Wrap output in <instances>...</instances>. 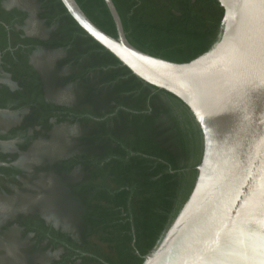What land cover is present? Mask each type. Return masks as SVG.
<instances>
[{
	"label": "trees",
	"instance_id": "obj_1",
	"mask_svg": "<svg viewBox=\"0 0 264 264\" xmlns=\"http://www.w3.org/2000/svg\"><path fill=\"white\" fill-rule=\"evenodd\" d=\"M17 1L0 0V264L15 242L26 264H141L193 186L199 128L60 0ZM112 1L128 41L164 59L190 61L220 33L217 0ZM76 2L116 37L103 0ZM38 148L49 157L17 164Z\"/></svg>",
	"mask_w": 264,
	"mask_h": 264
},
{
	"label": "water",
	"instance_id": "obj_2",
	"mask_svg": "<svg viewBox=\"0 0 264 264\" xmlns=\"http://www.w3.org/2000/svg\"><path fill=\"white\" fill-rule=\"evenodd\" d=\"M60 1L135 76L179 98L200 131L193 186L141 264H264V0H217L218 39L187 62L133 46L112 0L116 37Z\"/></svg>",
	"mask_w": 264,
	"mask_h": 264
},
{
	"label": "rangeland",
	"instance_id": "obj_3",
	"mask_svg": "<svg viewBox=\"0 0 264 264\" xmlns=\"http://www.w3.org/2000/svg\"><path fill=\"white\" fill-rule=\"evenodd\" d=\"M6 4L8 6H12V5H15V4H18V1L17 0H6ZM25 31L27 33H35L36 32V25H35V22H34V19L33 17L31 16V18L28 20L26 26L24 27ZM5 149H9L10 146L9 145H4ZM42 148V147H40ZM35 149L33 153H30V154H26V155H23L20 157V159L18 160V165H25V164H28V163H31V162H38L40 161L42 158L44 157H49V153L50 151L47 153L48 149ZM47 150V151H46ZM44 151V152H43ZM33 205V204H32ZM48 205H42L43 207V210L46 212L47 211V207ZM10 209V207L6 204V203H2L0 204V216H3V217H6L8 216V214L10 212H8V210ZM49 218L48 219H51L52 216L51 214L48 215ZM55 224L59 225V222L57 220L54 221ZM14 245L12 246H7V249H8V252H7V256L11 258L12 262L9 263V264H26L24 259H21L17 256H15L12 251L14 248L17 247V242L13 243Z\"/></svg>",
	"mask_w": 264,
	"mask_h": 264
}]
</instances>
